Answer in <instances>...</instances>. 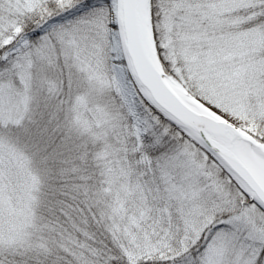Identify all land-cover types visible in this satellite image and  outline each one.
I'll return each instance as SVG.
<instances>
[{
  "label": "snow or ice",
  "instance_id": "snow-or-ice-1",
  "mask_svg": "<svg viewBox=\"0 0 264 264\" xmlns=\"http://www.w3.org/2000/svg\"><path fill=\"white\" fill-rule=\"evenodd\" d=\"M0 264H264V0H0Z\"/></svg>",
  "mask_w": 264,
  "mask_h": 264
}]
</instances>
